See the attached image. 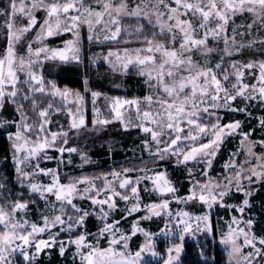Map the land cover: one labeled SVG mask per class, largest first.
I'll list each match as a JSON object with an SVG mask.
<instances>
[{
	"label": "snow or ice",
	"instance_id": "snow-or-ice-1",
	"mask_svg": "<svg viewBox=\"0 0 264 264\" xmlns=\"http://www.w3.org/2000/svg\"><path fill=\"white\" fill-rule=\"evenodd\" d=\"M85 58L141 78L143 95L105 97L107 117L91 91L93 130L119 121L143 135L130 167L84 171L98 167L78 139L85 96L45 66ZM83 84L89 92L87 74ZM0 128L11 161L0 172V264L68 250L71 264H146L145 253L180 264L186 235L200 233L223 246L224 264H264V0H3ZM153 220L163 226H143Z\"/></svg>",
	"mask_w": 264,
	"mask_h": 264
},
{
	"label": "rangeland",
	"instance_id": "rangeland-1",
	"mask_svg": "<svg viewBox=\"0 0 264 264\" xmlns=\"http://www.w3.org/2000/svg\"><path fill=\"white\" fill-rule=\"evenodd\" d=\"M0 6H3V0H0ZM240 21L237 20V23ZM86 36V33H85ZM69 36L64 35V39H68ZM52 38L49 39V43L51 45H56L59 41H51ZM111 47H116L118 45H108ZM85 47H87V41L85 40ZM96 50V49H94ZM84 62L88 66V61L87 58L84 59ZM67 63H72V62H67ZM60 64H66L64 62H48L45 66V72L46 74L52 73V72H57L59 70L58 66ZM52 66L54 68L52 69ZM94 73L92 75H89V73L84 70L82 74V80L83 76L87 74L90 78V84H89V89L90 91L85 93L84 92V85L82 89L75 88L68 86L69 88L72 89H79L82 94L85 96V101H84V107L86 110V122H87V130L85 131V136L79 137V143L84 144L85 141L88 144V151L89 155H91L93 161L96 162L98 167H90L86 166L84 168V171L86 172H93V171H99V170H109L110 166H119L113 165V161H118L120 163H123L124 166L130 167L133 163H136V160L134 159V156H139L140 153V141L143 139V135L141 134L138 138V132L135 129H124L123 126L119 121H111L108 125H97L95 126V130H93V125L91 123L92 120V97H91V91H97L100 92L102 95L97 98L96 101V107L100 108L102 113L107 117L109 108L108 104L105 100V97H122V98H132L133 96L136 95H143V88H142V81L140 79L139 82L131 81L129 76H138L136 74V69L131 68L130 70L120 73V72H113L109 70V67L106 63L102 61H98V66H94ZM103 68V69H102ZM52 69V70H51ZM98 78L95 79L94 78ZM139 77V76H138ZM49 78L50 75H49ZM53 79V78H51ZM105 82V87L107 89L102 88V83ZM63 87V86H61ZM127 116V114H126ZM110 119V117H108ZM239 118V117H237ZM10 129H4L0 128V132L6 133ZM238 139V138H237ZM235 144V141L229 140L225 146L224 149L221 151L218 159L215 161V171L220 170V164L222 163L223 159L226 158L227 151L231 149ZM109 145L112 146V154L111 157L109 158V155H105L104 157H100L95 155L93 152L99 150L102 146H105L108 150ZM224 156V157H223ZM127 159V163H124L125 160ZM74 160H78V157H74ZM42 166H47V167H53L54 162H48L47 164H44ZM180 174V170L177 169L176 172L174 173V178L178 177ZM261 196H264V193H261L260 195H257L255 197V204L257 208L259 207V204L261 202ZM173 208L176 207L175 204L172 205ZM217 215L223 216V212H217ZM142 215V213H141ZM135 216H133V219ZM215 218V217H214ZM92 222H89V231H95V228L92 226ZM144 227L149 228L152 231H156L158 227L163 226L162 221H157L153 220L152 222H145L143 224ZM201 235H204L203 233L199 234V237H194V236H187L185 237L184 240V245L188 239H199ZM205 236V235H204ZM143 239L141 235H137L132 241V245L135 248L138 242H140ZM173 243H180L179 239L173 240ZM166 246L165 240L160 237L157 239V251H161L164 247ZM222 246V245H221ZM223 248V246H222ZM184 250V247L182 251ZM55 253L58 254V258L55 261L54 256ZM143 259L145 260L146 264H159L157 258L152 257L150 253H145ZM71 250L67 251V257L66 258H61L59 256L58 251H53L49 255H45L42 258V264H71Z\"/></svg>",
	"mask_w": 264,
	"mask_h": 264
},
{
	"label": "trees",
	"instance_id": "trees-1",
	"mask_svg": "<svg viewBox=\"0 0 264 264\" xmlns=\"http://www.w3.org/2000/svg\"><path fill=\"white\" fill-rule=\"evenodd\" d=\"M60 39H64V35L60 37ZM52 42L59 41L58 39L52 38ZM54 66H52V69ZM59 70L57 72L50 73V77L55 79L60 86H71L75 88L82 89L83 88V80L82 74L83 71L86 70L89 75L94 73V66H87L84 62L83 64H77L75 62L60 64L58 66ZM51 69V70H52ZM103 69V68H102ZM95 79H98L94 78ZM131 81L139 82L140 77L138 76H129ZM102 88L107 89L105 87V82L102 83ZM7 139L6 135L3 132H0V172H7L11 167V161L7 164H3V159L6 155L5 149L7 148ZM95 155L104 157L108 154V150L105 146H102L99 150L93 152ZM224 157V156H223ZM94 224V221H91ZM199 243H197L196 239H188L184 245V250L180 254V264H205L204 258L198 255L199 247L201 245L206 246L207 252L206 256L209 258L207 264H211V258L214 256L216 260V264H224V260H226V254L222 251V246L217 245L213 247L212 239L210 236L206 237L201 235L198 239ZM58 258V254L55 253L54 260L56 261Z\"/></svg>",
	"mask_w": 264,
	"mask_h": 264
}]
</instances>
